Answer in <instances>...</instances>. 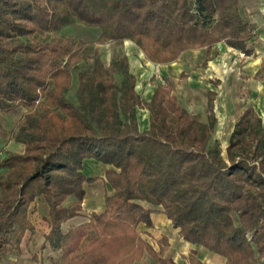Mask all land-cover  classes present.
<instances>
[{
  "label": "trees",
  "instance_id": "1",
  "mask_svg": "<svg viewBox=\"0 0 264 264\" xmlns=\"http://www.w3.org/2000/svg\"><path fill=\"white\" fill-rule=\"evenodd\" d=\"M73 21L99 28L94 43L130 39L161 64L206 48L207 65L222 41L249 56L257 34L240 0H0V111L27 108L12 130L24 149L0 159V264L20 255L26 232L35 231L30 213L39 197L49 206L42 248L61 252L52 257L56 264H138L147 252L157 264H179L167 254L168 236L157 240L159 249L143 238L140 225L154 227L156 210L143 202L162 206L184 240L225 257V264H264L261 115L247 108L225 152L217 140L210 146L215 90L207 91L204 121L180 104L168 77L145 100L125 54L106 65L99 54L83 52V39L37 38ZM89 60L91 70L79 73L81 108L67 92L73 68ZM138 108L149 110L146 130ZM86 158L108 165L113 193L104 211L64 232L63 223L83 210L86 184L99 178L85 173ZM182 257V264H206L197 249Z\"/></svg>",
  "mask_w": 264,
  "mask_h": 264
},
{
  "label": "crops",
  "instance_id": "2",
  "mask_svg": "<svg viewBox=\"0 0 264 264\" xmlns=\"http://www.w3.org/2000/svg\"><path fill=\"white\" fill-rule=\"evenodd\" d=\"M241 10L245 18L249 19L256 31L257 34L250 41V47L253 48L251 55L246 56L247 60L245 64H239L238 68L230 69L229 76L233 74V80H237L240 73L247 74V91L258 93L264 92V77L255 78L254 75L257 74L258 70L262 68V64H264V10L262 6V2L260 0H247V4L243 3L241 0ZM110 46H112L116 42H109ZM106 43V44H109ZM102 45V44H101ZM121 45L124 48L125 55L129 58V63L131 68L134 69L132 71L137 76L136 89L142 93V96L145 100H150L156 87L157 83H164L165 79L172 78L177 74H181L182 71L185 70L186 67L190 66V64L198 63L200 61H204L207 55L206 48L195 49V50H187L185 51L181 57L167 64L154 63L148 60L145 57V54L140 49V47L132 40L126 39ZM217 46L219 53L213 59L208 61V71L210 70H220L223 69V72H226V64L230 62V57L223 53L226 49H231L233 47H229L226 42L222 41ZM235 50V49H234ZM237 50V49H236ZM214 48L212 50V53ZM105 58L109 60V49H104ZM95 54V53H94ZM96 54H101L96 53ZM101 56V55H100ZM102 58V56H101ZM103 60V59H102ZM104 61V60H103ZM111 60L109 61V63ZM106 64V61H104ZM108 63V64H109ZM145 64V66L143 65ZM107 65V64H106ZM205 65V66H207ZM237 70L238 73L236 72ZM243 70V71H242ZM172 80V79H171ZM173 82V81H172ZM141 87V89H139ZM225 88L227 89L226 97L221 98L222 91H219L217 101L215 100V112H219V123L222 126L223 117H227L232 113H235L237 110V114H233L235 116V120L242 115V113L249 107H253L260 115L263 116V113L260 107L257 105L254 98L251 99L247 96V99L244 97L242 102L240 103V107L238 106V102L236 101L234 87L230 85L229 81L227 82ZM208 90H217L213 88H209ZM217 92V91H216ZM174 94V93H173ZM217 97V96H216ZM223 99V100H222ZM239 107V109H238ZM236 110V111H235ZM190 111V110H189ZM139 128L140 130H146L150 125V117L149 110L147 108H138L137 109ZM217 116V115H216ZM208 117V116H207ZM218 118V117H217ZM263 119V117H262ZM204 121H207L204 120ZM235 121V123H236ZM231 125L229 131V137L231 138V134L234 129V125ZM264 123V121H263ZM215 132V131H214ZM217 131V134L220 136V132ZM214 134V133H213ZM217 138V136H215ZM218 140V139H217ZM229 144V142H227ZM227 144V146H228ZM85 173L92 177L98 176L99 178L93 182L86 184L87 193L83 202V210L81 214L69 219L64 222L62 225L63 231L67 232L71 227L83 224L89 221V216L93 211L102 212L106 208L105 198L107 195L113 193V189L107 179L105 178V169L108 165H105L93 158H86L84 160ZM74 198L71 196L66 200V204H70ZM143 204L147 207L155 208L156 210L152 213V219L154 223V227L148 228L144 223L140 225V230L142 231V236L144 239L149 241L154 245L156 249H159V245L157 244V240L162 236L166 235L169 238L170 248L167 252L168 255H171L179 264L186 262V259L182 257L183 254H188L191 249H197L199 257L207 264L208 260H212L215 264H225V257L220 256L216 253L209 251L207 248L192 244L183 239V237L179 234V228H175L172 224V221L168 218V216L163 212L162 206H153L147 202H143ZM36 206V211H42V215L38 217H42L43 221L46 222V226L44 230H40L38 225L36 224L39 220L32 219V215L34 213L32 210ZM37 217V218H38ZM30 219L35 225V231L31 232L28 230L23 238L21 243L22 252L20 255L11 254L9 255L10 264L16 262V264H56L52 261V257H59L61 252L54 251L51 248H42V245L45 241V234H47L50 230L49 224V206L43 197H39L35 203H33L31 207ZM46 228V230H45ZM27 249V253L25 252V248ZM31 249V250H30ZM172 249L179 250L178 255L183 258V262L180 263L177 259V254L172 253ZM40 250V252H39ZM147 256H151L148 252L145 253L143 259ZM36 257V258H35ZM152 257V256H151ZM142 259V260H143ZM140 262V261H139ZM138 262V263H139ZM4 264H8L4 262ZM146 264V263H145ZM157 264V263H156Z\"/></svg>",
  "mask_w": 264,
  "mask_h": 264
},
{
  "label": "rangeland",
  "instance_id": "3",
  "mask_svg": "<svg viewBox=\"0 0 264 264\" xmlns=\"http://www.w3.org/2000/svg\"><path fill=\"white\" fill-rule=\"evenodd\" d=\"M242 2L247 4V0H242ZM260 2H263V0H260ZM99 33L100 30L98 27H89L78 21H73L71 24L62 27L57 32H47L45 34H38L37 38L41 41H46V40H50L52 37L64 35L77 39H83L84 41H87V46L86 48H84L83 52L84 53L86 52L88 54L101 52L100 55L102 56V59L106 61L107 65L112 58L117 59L125 54L124 48L121 45L122 42L114 43L112 46H110V43L102 44V45L98 43H94ZM104 49L107 50L109 49L110 52L109 60H106L105 58ZM223 53L230 57V62L229 63L227 62L225 66L226 72H223V69L208 71L207 69L209 64L205 66L202 64V61L198 63L195 62L185 68L184 72L187 74V76L181 77L179 73L171 78L173 81V93L178 97L180 104L185 106L191 112L200 113L201 118L203 120H206L208 116L207 89L209 88L217 89L216 90L217 91L216 101H217L219 91L220 92L222 91L221 93L222 95L220 96L221 98L226 97L227 89L225 88V86L229 81L230 85L234 87L236 101L239 103L238 106L240 107V103L242 102L241 99H243L244 97L246 99L247 96L251 99L254 98V101H256L257 105L260 107L263 113L262 117L264 121V92H258L257 94L253 92L249 93L247 91V81L244 80L247 79L248 76L243 72L240 73L237 80L235 81L233 80V74L232 76H229L230 69H232L233 67L238 68L239 64H245L247 57H243V58L239 57V55L236 53L235 50L226 49L225 51H223ZM92 65H93L92 60H89L87 62L82 61L75 68H73L72 84L69 91L67 92V97L69 100L73 101L81 108H82V103L79 99V73L82 71H90ZM143 65L145 66V64ZM130 70L134 71V69L131 68V65H130ZM238 71L239 70H237L236 72L238 73ZM254 77L257 79L260 77H264V64H262V68L258 70L257 74H255ZM122 78H123V74L121 72L116 74L117 83H120L122 81ZM139 89H141V87H139ZM26 110L27 108L23 105H15L11 107L9 110L0 111V121L2 123V128L0 129V159L3 158L5 155H7L9 151L21 152L24 149L23 144L12 138L13 137L12 130L14 128H17L18 124L23 119ZM237 111L235 113H232V115L230 114L225 118L223 117L222 126H220L219 123V112L216 111L218 121L215 127V132L210 140V146H214L216 140L218 139L217 141H219L220 146L224 149L225 152V149L228 144L227 142H229V139L227 138L229 137L230 127L236 121L235 116H233V114L234 115L237 114ZM217 131L221 133L220 136L217 134ZM215 136H217V138H215ZM41 215H42V211L39 210L38 212H35L34 215H32L31 217L32 219L35 220L40 219V221L37 222L36 224L38 225V228L40 230H44V227L46 226V222L43 221L42 217H38ZM235 218L237 219L236 215ZM24 248H25V252L27 253L28 251L26 247ZM171 251L172 253L177 254V259L179 260L180 263H182L183 258L179 256L177 253L179 252V250L172 249ZM145 263L156 264L151 256H147L145 259L141 260L138 264H145ZM260 263L261 260H257L254 264H260ZM207 264H215V263H213V261L210 259L207 261Z\"/></svg>",
  "mask_w": 264,
  "mask_h": 264
},
{
  "label": "built area",
  "instance_id": "4",
  "mask_svg": "<svg viewBox=\"0 0 264 264\" xmlns=\"http://www.w3.org/2000/svg\"><path fill=\"white\" fill-rule=\"evenodd\" d=\"M262 6L264 7V0L262 2ZM263 10H264V8H263ZM230 50H234V48H231ZM235 51L239 55V57H241V58L246 57V55L243 52L236 50V49H235Z\"/></svg>",
  "mask_w": 264,
  "mask_h": 264
},
{
  "label": "bare ground",
  "instance_id": "5",
  "mask_svg": "<svg viewBox=\"0 0 264 264\" xmlns=\"http://www.w3.org/2000/svg\"><path fill=\"white\" fill-rule=\"evenodd\" d=\"M229 72V71H228Z\"/></svg>",
  "mask_w": 264,
  "mask_h": 264
}]
</instances>
